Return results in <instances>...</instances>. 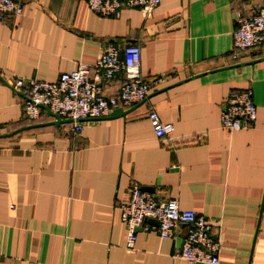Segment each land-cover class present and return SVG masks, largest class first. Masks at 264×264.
<instances>
[{
    "label": "crops",
    "instance_id": "0c3cea01",
    "mask_svg": "<svg viewBox=\"0 0 264 264\" xmlns=\"http://www.w3.org/2000/svg\"><path fill=\"white\" fill-rule=\"evenodd\" d=\"M18 1L21 13L0 21V264H188L176 258L182 226L164 240L137 229L123 248L117 207L131 184L206 219L217 264H264V49H231L236 13L264 11V0H160L147 19L137 9L101 18L85 0ZM127 45L140 51L145 100L78 133L44 110L27 120L8 87L91 69L106 47ZM123 80L98 85L115 96ZM246 88L256 120L224 132L220 103ZM149 111L169 136H153Z\"/></svg>",
    "mask_w": 264,
    "mask_h": 264
},
{
    "label": "built area",
    "instance_id": "2783aa9c",
    "mask_svg": "<svg viewBox=\"0 0 264 264\" xmlns=\"http://www.w3.org/2000/svg\"><path fill=\"white\" fill-rule=\"evenodd\" d=\"M160 0H85L87 9L101 18H117L126 9H137L147 19ZM21 13L18 0H0V21L6 16ZM231 49L234 53L264 49V11L252 14L236 13L231 33ZM140 57L136 45H127L121 50L108 46L93 63L91 69L79 66L68 73H61L54 82L34 79H14L8 87L22 97L25 118L35 121L41 108H46L61 120H71L69 131L78 133L83 121L100 119L115 109L137 105L145 100L147 85L138 75ZM122 71L124 80L115 96L102 93L98 81L110 80ZM91 73L93 74L91 76ZM146 119L156 138L167 137L173 127L161 123L153 111ZM220 129L232 133L245 129L256 120V108L250 89L230 91L220 103ZM120 223L125 226L123 248L131 251L137 229L150 230L159 239L173 237L176 227L184 228L182 243L176 258L188 264H217L218 242L211 231L210 223L191 211H181L174 200L157 201L152 194L142 192L135 184L128 188L126 201L117 207ZM146 220L154 225L144 226Z\"/></svg>",
    "mask_w": 264,
    "mask_h": 264
},
{
    "label": "water",
    "instance_id": "95a60500",
    "mask_svg": "<svg viewBox=\"0 0 264 264\" xmlns=\"http://www.w3.org/2000/svg\"><path fill=\"white\" fill-rule=\"evenodd\" d=\"M143 102V101H142ZM141 102V103H142ZM139 103V104H141ZM42 110H44L46 112V114L52 119V121L49 123L52 126H58V125H65V124H71L72 121L71 120H61L59 119V117L55 114H52L50 111H48L46 108H41ZM127 113V111H122L121 109H115L113 111H111L106 117V119H112V118H116V117H121L124 116ZM102 119V118H100ZM100 119H95V120H100ZM142 192H146L149 194H152V190L148 189V188H141L140 189ZM152 221L153 225L155 224V222L153 220Z\"/></svg>",
    "mask_w": 264,
    "mask_h": 264
}]
</instances>
